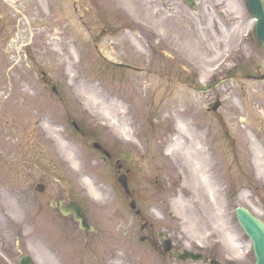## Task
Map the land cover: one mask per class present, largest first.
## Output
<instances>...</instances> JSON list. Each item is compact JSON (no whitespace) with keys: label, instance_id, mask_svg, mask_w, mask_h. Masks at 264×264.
I'll list each match as a JSON object with an SVG mask.
<instances>
[{"label":"rangeland","instance_id":"obj_1","mask_svg":"<svg viewBox=\"0 0 264 264\" xmlns=\"http://www.w3.org/2000/svg\"><path fill=\"white\" fill-rule=\"evenodd\" d=\"M192 1L190 8L184 0H144L139 10L124 0H0V264L22 255L34 264H96V249L101 264H186L139 242L137 219L117 203L111 166L91 142L136 171L135 193L153 199V238L162 232L176 247H213L217 258L253 264L233 211L244 206L264 222V166L254 164V152L264 155V81L251 78L264 73V48L245 0ZM183 27L187 47L175 39ZM56 40L70 43V52L52 46ZM195 76L203 85L223 82L197 93L189 86ZM89 86L124 102L131 141L93 109ZM176 120L204 130L214 201L190 196L187 169L167 155ZM38 182L50 191L35 194ZM61 190L108 216L107 224L97 221L104 242L89 237L88 254L70 218L48 205Z\"/></svg>","mask_w":264,"mask_h":264},{"label":"bare ground","instance_id":"obj_2","mask_svg":"<svg viewBox=\"0 0 264 264\" xmlns=\"http://www.w3.org/2000/svg\"><path fill=\"white\" fill-rule=\"evenodd\" d=\"M127 4H134L139 10L144 8V0H124ZM146 1V4L149 2ZM146 9V8H145ZM182 29V30H181ZM175 37L177 44L187 47L189 41L186 37L185 28H180L176 32ZM138 44V43H137ZM61 46L62 50L68 54L70 52V43H59L56 40L52 46ZM57 52V50L52 49ZM91 89V90H90ZM89 94L91 95V104L93 109H99L115 127V129L121 134L123 138L131 141L129 137V112H125L124 102L119 97H110L99 92L93 86H89ZM126 103V101H125ZM92 109V108H91ZM264 115V114H263ZM119 118L120 120L116 119ZM170 145L167 148V155L171 156L176 164L179 162L187 169L189 173V195L194 196L195 193L207 197L208 200L214 201L215 192H217L218 181L212 177V170L214 166V158L210 151V147L204 138V130L200 125H192L188 122L176 120L173 124V129L170 132ZM250 145H254L251 141ZM252 147V146H251ZM253 151L256 148L252 147ZM254 164L261 169L264 166V155L254 152ZM85 182L89 184V180L85 179ZM92 193L96 196L97 191L93 188ZM180 198L177 199L179 201ZM233 242V239H230Z\"/></svg>","mask_w":264,"mask_h":264},{"label":"water","instance_id":"obj_3","mask_svg":"<svg viewBox=\"0 0 264 264\" xmlns=\"http://www.w3.org/2000/svg\"><path fill=\"white\" fill-rule=\"evenodd\" d=\"M249 11L252 16L257 19L256 22V35L260 42L264 45V9L261 0H246ZM209 87L199 88L198 91H206L210 89ZM218 104H216L213 109H216ZM123 187L127 190V186L124 180L120 179ZM131 207H134V204L131 203ZM236 219L239 225L242 227L245 234L251 239L254 256L256 258L255 264H264V225L255 217H253L249 211L239 207L234 212ZM166 251L169 250V247L166 246ZM178 258L181 260L187 259H200V255L193 254L187 251L178 254ZM19 264H32V262L27 257H23ZM212 264H218L212 262Z\"/></svg>","mask_w":264,"mask_h":264},{"label":"flooded vegetation","instance_id":"obj_4","mask_svg":"<svg viewBox=\"0 0 264 264\" xmlns=\"http://www.w3.org/2000/svg\"><path fill=\"white\" fill-rule=\"evenodd\" d=\"M105 160H111V157L109 159H105ZM123 168L124 167L121 166V169L119 171H117V172H122ZM126 173H127V179H128V177H129L128 172H126ZM46 192H47V189L45 188L43 194H45ZM145 192L149 193L147 191V187H145V189H144V193ZM56 196H57L56 198L58 200L54 201V202L53 201L51 202V203H53L55 205V207H57L60 203H63L64 206H67V204L70 201L76 202L74 199L73 200L70 199L67 196V194L64 193V192H60V193L56 194ZM49 198H51V197H49ZM127 198H129V197H127L126 195L122 196L121 199H120V202L122 204H124L126 202ZM134 198H135V201H136L137 209L139 210L138 220H139V227H140V232L142 234V237H146L145 243H149L150 246L158 248V246H160V243H162V241L165 238H167V237L165 235L163 236V234H160V232H158V240L153 238L152 230L154 229V224L152 222H150V220L148 219V216H147V208H148V204H149L150 195H145V196H141L140 195L138 197L137 194H135ZM76 203L82 209V213H83L84 218H85V220H86V222L88 224V227H92V229L95 232L97 230V226L96 225H98V223L101 224L103 222L102 217L100 218V215H93V212L87 211L80 202H76ZM55 209H57V208H55ZM70 217H71L74 229L78 233L80 232L82 237H83V245L89 244V242H90V239H89L90 233L81 231L79 229L80 222H77L73 216H70ZM97 221H98V223H97ZM91 234H93V233H91ZM212 251L213 250H210L211 254H213ZM171 254H172V251L170 252L169 255H171ZM207 259L208 258H206V260H204V261H207ZM223 263L224 264H230L228 260H224Z\"/></svg>","mask_w":264,"mask_h":264}]
</instances>
